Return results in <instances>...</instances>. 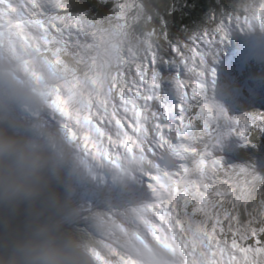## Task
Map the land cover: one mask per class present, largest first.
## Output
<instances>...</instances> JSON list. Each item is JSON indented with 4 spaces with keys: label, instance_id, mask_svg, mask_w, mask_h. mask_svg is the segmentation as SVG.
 Listing matches in <instances>:
<instances>
[{
    "label": "clouds",
    "instance_id": "9594fccd",
    "mask_svg": "<svg viewBox=\"0 0 264 264\" xmlns=\"http://www.w3.org/2000/svg\"><path fill=\"white\" fill-rule=\"evenodd\" d=\"M67 6L72 11L82 7L77 0H69ZM256 37L264 43V31L238 39ZM241 55L247 56V66L264 74V47L252 54L242 47ZM33 72L40 73L39 81ZM59 83L58 75L35 53L23 47L13 52L7 45L0 49V264H99L97 252L106 264H183L180 251L155 232L152 218L139 219L127 205L144 198L139 186L153 168L177 167L171 149L180 143L193 148L184 163L195 164L211 144L206 128L181 138L177 125L157 148L163 129L170 128L157 124L151 136L144 132L138 137L143 145L138 155L126 152L118 163H106L82 145L84 129L66 124L55 112ZM208 87L215 102L232 109L219 76ZM72 107L79 108V103ZM196 135L203 138L193 142ZM105 206L123 209L119 224L96 211ZM7 208L24 209V214L18 221L3 223Z\"/></svg>",
    "mask_w": 264,
    "mask_h": 264
},
{
    "label": "snow or ice",
    "instance_id": "6c2138e0",
    "mask_svg": "<svg viewBox=\"0 0 264 264\" xmlns=\"http://www.w3.org/2000/svg\"><path fill=\"white\" fill-rule=\"evenodd\" d=\"M192 5L193 0H159V3L154 2V0H108L103 5H94L79 11H72L67 4L58 5L55 0H52L47 5H39V14L49 17L53 13L64 12L83 17L97 16L109 21L123 19L124 23L133 32L134 40L138 41V52H142V55L130 56L126 63L125 78L128 81L130 91L134 94L129 99L144 114L145 121H151L150 126L146 123L151 134L152 129L157 124L170 126V128L163 129V134L157 141V144H159L162 140L168 138L167 133L169 130H174L182 119L184 97L189 91L188 85L184 83L186 75L192 74V79L195 82L203 83L207 87L208 74L206 73L204 80L200 81L196 75V70L201 67V63L211 64L214 57L219 58L221 62L225 60L235 61L236 70L241 77V92L250 100L256 101L264 98V81L257 84L247 78L245 58L238 49L233 47L230 42L232 37L228 36V30H233L236 24L239 23L238 18L244 6L236 3L226 4L224 0H214L200 22L191 24L188 21L199 13L198 7ZM57 9H59V12H57ZM177 18H179L177 31H180L181 26L188 29L183 43L172 40L166 31L168 20L177 21ZM63 19V16H61V20ZM64 23L65 26H68L66 21ZM59 27L60 25L57 24V28ZM69 39H71V36ZM160 41L167 45L174 62L179 65L178 69H174V74L171 77L180 96L175 118L166 117L163 108H160L159 111H153L156 107L158 86L162 89V83L157 78L156 64L154 63V61L156 63L162 62L157 59L156 54V44ZM214 69L215 66L213 65ZM145 70H147V77H145ZM153 77H155V82H153ZM138 92L140 93V99L136 98ZM148 97H151V104ZM259 108H264V103L260 104ZM251 110L254 112V115L251 116L228 113L226 116L220 117L214 115L213 119L205 121V128L211 136V144L204 149L202 158L214 164L226 176L243 172L252 176L264 188V171L257 174V170L252 169L251 166L235 165L229 167L226 159L222 158L224 152L218 148V145H222L226 152L229 147L226 138L233 135L245 138L251 128L264 125V119H257L258 117H264V112L259 111L255 103L252 105ZM195 111L194 108L193 112ZM125 127L127 126L125 125ZM108 131L110 132L111 129H108ZM153 139L155 140L156 137L153 136ZM252 140L255 142L254 137ZM156 150L154 148V151ZM252 151L259 160L264 161V156L259 155V147ZM209 152L210 155H208ZM221 164L223 167H221ZM167 169L168 167L164 164H160L157 170L164 172ZM23 214L24 209L17 211L7 208L4 210L2 222L18 221ZM257 239L264 241V237H258ZM248 243L251 244L253 241L249 240Z\"/></svg>",
    "mask_w": 264,
    "mask_h": 264
},
{
    "label": "trees",
    "instance_id": "16d2710c",
    "mask_svg": "<svg viewBox=\"0 0 264 264\" xmlns=\"http://www.w3.org/2000/svg\"><path fill=\"white\" fill-rule=\"evenodd\" d=\"M236 1L237 0H224V2L226 4H233V3H236ZM260 1L261 0H254V1L253 0H240L239 4L244 6L243 7L244 9H242V11H241V15H247L248 13L255 11V9L257 8V3H260ZM154 2L159 3V0H154ZM213 2H214V0H193L192 6L198 7L199 13L197 16L191 17V19L188 22L191 24L198 23L201 20V18H203V16L206 14V12L209 10V7ZM254 2H257V3H254ZM262 2H264V0H262ZM79 4L82 5L81 9L94 6V4L91 3L89 0L83 1ZM95 18L97 19L96 16H95ZM178 20H179V18H177V21H173V20L169 19L168 23H167V29H169V30L175 29V31H176V28H174V27L178 26ZM161 23H163V21H161Z\"/></svg>",
    "mask_w": 264,
    "mask_h": 264
},
{
    "label": "rangeland",
    "instance_id": "374dc122",
    "mask_svg": "<svg viewBox=\"0 0 264 264\" xmlns=\"http://www.w3.org/2000/svg\"><path fill=\"white\" fill-rule=\"evenodd\" d=\"M258 6H264V2L258 3L257 7H258ZM184 31H185V35H184V38H185V37H186V34H187V31H186V30H184ZM93 48H94V47H92V46H91V47H88L87 52L92 51ZM46 62H47V64H51V63H50V60H49L48 58L46 59ZM91 114H92V115H95V111L92 112ZM117 154H118V153H117ZM113 165H114V164H113Z\"/></svg>",
    "mask_w": 264,
    "mask_h": 264
},
{
    "label": "bare ground",
    "instance_id": "6f19581e",
    "mask_svg": "<svg viewBox=\"0 0 264 264\" xmlns=\"http://www.w3.org/2000/svg\"><path fill=\"white\" fill-rule=\"evenodd\" d=\"M254 1V0H253ZM262 2V0L260 1V3ZM251 3V2H250ZM249 3V4H250ZM254 3H257V2H254ZM252 5V4H251ZM257 5H258V3H257ZM244 9V8H243ZM43 51V50H42ZM93 51V50H92ZM92 51H90V52H92ZM118 155V154H117ZM118 157H120L119 155H118ZM109 163H113V162H109ZM114 166V165H113Z\"/></svg>",
    "mask_w": 264,
    "mask_h": 264
}]
</instances>
